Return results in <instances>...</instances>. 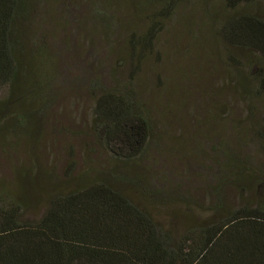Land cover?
Masks as SVG:
<instances>
[{"label":"rangeland","instance_id":"rangeland-1","mask_svg":"<svg viewBox=\"0 0 264 264\" xmlns=\"http://www.w3.org/2000/svg\"><path fill=\"white\" fill-rule=\"evenodd\" d=\"M27 1L14 31L20 87L0 90V199L38 219L53 195L112 175L173 233L224 209L264 208V106L259 134L243 137L236 125L246 107L216 34L219 0L170 9L155 0ZM126 91L148 126L130 162L93 125L97 97ZM229 153L255 175L230 183Z\"/></svg>","mask_w":264,"mask_h":264},{"label":"trees","instance_id":"trees-1","mask_svg":"<svg viewBox=\"0 0 264 264\" xmlns=\"http://www.w3.org/2000/svg\"><path fill=\"white\" fill-rule=\"evenodd\" d=\"M155 1L170 9L183 0ZM219 1L225 15L216 34L227 79L246 107L236 126L253 138L261 129L255 127L263 126L255 116L261 118L264 106V0ZM28 15L27 0H0V90L20 87L23 63L14 31ZM150 36L151 30L144 38ZM93 114L99 142L130 162L148 129L131 93L102 92ZM225 165L236 185L256 172L234 153ZM108 176L53 195L38 219L24 218L0 199V264H264L263 207L224 209L173 233Z\"/></svg>","mask_w":264,"mask_h":264}]
</instances>
